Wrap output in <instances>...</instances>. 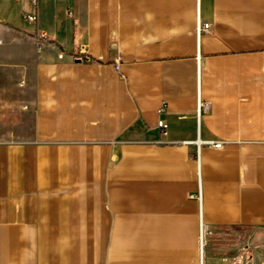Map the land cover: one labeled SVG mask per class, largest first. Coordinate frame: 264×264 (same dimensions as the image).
Here are the masks:
<instances>
[{
    "label": "crops",
    "instance_id": "crops-1",
    "mask_svg": "<svg viewBox=\"0 0 264 264\" xmlns=\"http://www.w3.org/2000/svg\"><path fill=\"white\" fill-rule=\"evenodd\" d=\"M253 233L264 0H0V264H264Z\"/></svg>",
    "mask_w": 264,
    "mask_h": 264
},
{
    "label": "built area",
    "instance_id": "built-area-1",
    "mask_svg": "<svg viewBox=\"0 0 264 264\" xmlns=\"http://www.w3.org/2000/svg\"><path fill=\"white\" fill-rule=\"evenodd\" d=\"M34 1H36V0H34ZM25 17L28 18L29 20H32V21L36 20V15H34V14H25ZM202 28L208 29L209 25L205 24L204 26H201V24H199L198 25V33H200ZM41 35L42 36H46V34L44 32H42ZM81 49H82L83 53H86V51L84 49V46H82ZM60 56H62V55H60ZM85 56H86L87 60L90 59L89 56H87V55H85ZM120 66H121V61L116 60V63H115L116 69L119 70ZM210 108H211L210 102H201L200 101L199 102V107H198V112L200 113L201 110L208 111V110H210ZM158 125L162 128L163 132L166 133V129L168 127L167 123L164 120L160 119L158 121ZM203 143L212 145V146H214L216 148H221L223 146V142L222 141L206 140ZM200 242H201V247H203V234H201ZM231 264H244L243 256L242 255H237L236 257L233 258Z\"/></svg>",
    "mask_w": 264,
    "mask_h": 264
},
{
    "label": "rangeland",
    "instance_id": "rangeland-1",
    "mask_svg": "<svg viewBox=\"0 0 264 264\" xmlns=\"http://www.w3.org/2000/svg\"><path fill=\"white\" fill-rule=\"evenodd\" d=\"M254 242H257V244H261L262 242V240L264 241V236H261V237H257V235H256V233H253V235H252V238H251ZM242 241V240H241ZM240 252H242V249L239 247L238 248V250H236V254L237 253H240Z\"/></svg>",
    "mask_w": 264,
    "mask_h": 264
}]
</instances>
